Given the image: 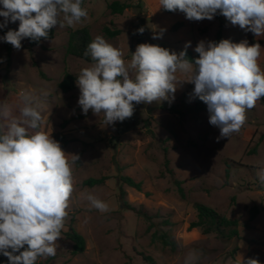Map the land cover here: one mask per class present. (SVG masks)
I'll return each instance as SVG.
<instances>
[{
  "label": "rangeland",
  "instance_id": "rangeland-1",
  "mask_svg": "<svg viewBox=\"0 0 264 264\" xmlns=\"http://www.w3.org/2000/svg\"><path fill=\"white\" fill-rule=\"evenodd\" d=\"M113 1L130 7L122 14L112 13L108 5ZM82 6L88 10V18L82 23L55 26L54 37L37 46H29L27 38L18 50L11 45L9 65L6 42L0 40V101L15 103L22 89L37 95L46 92L43 130L51 133L66 153L80 157L74 166L76 191L56 255L40 258L37 264H183L193 248L201 252L199 264H229L237 260V253L244 259L258 258L264 264V187L256 176L258 167L264 166L261 101L247 112V122L238 133L217 139L220 130L209 123V112L194 110L198 97L193 95L192 83L178 84L174 99L135 105L131 118L114 125H105L102 114L94 115L91 110L83 113L77 85L69 92L60 87L66 73L78 76L82 68L91 65L68 53L74 30L87 27L92 39L103 35L129 62L139 38L176 53L190 42L186 49L194 54L199 41L216 37L220 19L215 15L212 20L190 21L181 12L166 13L159 0H83ZM221 17L223 39L261 44L258 62L264 69V35L256 37ZM178 22L182 26L173 29ZM18 27L19 21L9 23L0 29V37ZM105 27L121 30V34L108 37ZM141 27L145 29L143 34L137 32ZM157 33H162L161 38L153 39ZM179 78L187 79L182 75ZM123 176L141 182L142 189L121 182ZM102 177L107 178L103 184H84L90 178ZM85 191L106 202L109 210H89L87 201L80 199ZM121 191L130 209L122 208ZM196 204L237 220L239 237L222 238L193 227L198 220ZM254 207L260 212L252 220L250 211ZM70 227L85 238L83 253H74V244L66 236ZM161 233L171 236L175 248L158 239Z\"/></svg>",
  "mask_w": 264,
  "mask_h": 264
},
{
  "label": "clouds",
  "instance_id": "clouds-1",
  "mask_svg": "<svg viewBox=\"0 0 264 264\" xmlns=\"http://www.w3.org/2000/svg\"><path fill=\"white\" fill-rule=\"evenodd\" d=\"M160 7L179 11L190 21L212 20L217 13L233 26L264 35V0H159ZM83 0H0V29L19 21L18 30L9 29L0 40L15 49L29 38L47 39L55 26L74 27L88 18ZM145 29L137 32L143 34ZM154 34L153 39L161 38ZM190 42L185 45V49ZM262 46L247 40L234 43L201 40L194 62L186 50L176 53L150 43L137 45L131 60L103 35L95 36L84 56L91 65L80 70L76 85L78 104L86 115H103L105 125L123 122L134 114L135 105L174 99L178 84H194L193 95L208 108L209 123L230 138L247 122V112L264 99V69L259 64ZM187 79H180L179 76ZM43 92L22 89L15 103L0 101V254L8 264H36L54 257L76 191L74 166L77 154L66 153L51 133L43 130ZM71 157V158H69ZM264 187V166L256 172ZM89 210L101 213L108 204L94 193H80ZM201 252L190 249L183 264H199ZM229 264H261L258 258Z\"/></svg>",
  "mask_w": 264,
  "mask_h": 264
},
{
  "label": "trees",
  "instance_id": "trees-1",
  "mask_svg": "<svg viewBox=\"0 0 264 264\" xmlns=\"http://www.w3.org/2000/svg\"><path fill=\"white\" fill-rule=\"evenodd\" d=\"M109 9L112 11V13L115 14H122L126 9H128L130 6L126 3L120 2V1H113L109 3L108 5ZM166 13H174L170 12L167 10H164ZM179 12V11H176ZM217 17L220 19V26L222 27L223 22H222V17L221 14L217 13ZM144 24V20L142 19L140 22V25L142 26ZM182 26L181 22L176 23L173 26V29H177ZM219 29L217 32L216 37L213 39L215 42H219L221 39H223V33L222 29ZM104 33L108 37H116L121 34V30H112L109 27H105ZM55 35V30L51 29L49 32V36L47 39L41 38L38 42L33 41L29 38H27V43L29 46H37L39 45L42 41L52 39ZM252 38L253 34H250L249 36V42L252 43ZM92 36L90 33V30L87 27L81 28L74 30L70 33V40L68 43V53L70 55H74L78 58H81L87 62H91V57L84 56V52L87 49V45L91 42ZM140 38L137 40V45L141 44ZM6 48L8 51L7 55V63L11 62V52H12V46L9 43H6ZM186 50V58L192 62L195 61L196 58H198V53H192L190 50L183 49L182 51ZM76 79L77 76L73 75L71 73H66L64 80L60 84L61 89L64 92H69L76 87ZM194 87V85H193ZM262 105H264V99L260 100ZM171 111L174 110V108H170ZM194 110L196 112H201V111H208L207 105L201 101L199 98L197 99V102L195 103ZM62 141L64 142L63 145H65L67 142L64 138H62ZM106 177L102 178H90L84 182L85 185L88 186H96L103 184L106 181ZM121 182L124 184H127L137 190L142 189V183L141 182H136L133 178L129 176H123L121 178ZM179 183V182H178ZM179 191L183 193L182 188L179 187ZM120 203L122 208L124 209H130V204L127 202L125 199V192L121 191L120 195ZM196 208L198 211V220L192 224L193 227H201L203 229V232L205 234L215 232L218 236L222 238H238L239 237V231H238V221L237 220H231L228 219L226 216L220 214L217 212L215 209H212L208 206H205L203 204H196ZM260 210L257 207H254L250 211V219H255V217L259 214ZM140 214L144 217H146V214L144 212H140ZM66 236L68 239H70L73 244H74V253H83L86 249V241L85 238L73 227H70L69 231L66 232ZM158 236V239H160L165 245L171 246L172 248H175V242L171 238L170 235L167 233H161ZM237 249V248H236ZM149 263H152V259L146 258ZM0 264H8L7 257L3 256L0 254ZM37 264V262H36Z\"/></svg>",
  "mask_w": 264,
  "mask_h": 264
}]
</instances>
